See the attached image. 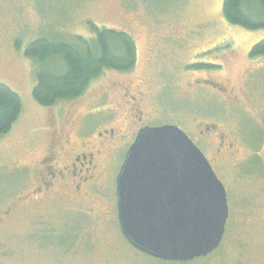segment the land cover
<instances>
[{
	"label": "rangeland",
	"instance_id": "obj_1",
	"mask_svg": "<svg viewBox=\"0 0 264 264\" xmlns=\"http://www.w3.org/2000/svg\"><path fill=\"white\" fill-rule=\"evenodd\" d=\"M223 2L0 0V83L22 101L18 121L0 139V264H264V56L249 55L264 29L228 24ZM88 23L131 35L134 69L106 71L80 98L40 106L32 95L36 67L25 48L42 37L89 39ZM114 82L131 85L149 119L180 127L209 158L229 206L224 240L213 255L165 262L123 237L115 191L127 146L100 140V179L89 200L74 201L61 185L57 172L69 154L97 147L100 132L128 123ZM191 84L196 93L186 95ZM197 122L214 125L230 149H204L196 140ZM50 153L53 160L41 165ZM47 172H55L54 185L37 197L39 174ZM70 229L71 242L65 235L57 242Z\"/></svg>",
	"mask_w": 264,
	"mask_h": 264
},
{
	"label": "water",
	"instance_id": "obj_2",
	"mask_svg": "<svg viewBox=\"0 0 264 264\" xmlns=\"http://www.w3.org/2000/svg\"><path fill=\"white\" fill-rule=\"evenodd\" d=\"M118 221L137 251L173 263L218 250L227 192L209 160L177 126L141 130L116 181Z\"/></svg>",
	"mask_w": 264,
	"mask_h": 264
},
{
	"label": "trees",
	"instance_id": "obj_3",
	"mask_svg": "<svg viewBox=\"0 0 264 264\" xmlns=\"http://www.w3.org/2000/svg\"><path fill=\"white\" fill-rule=\"evenodd\" d=\"M222 13L230 25L248 31L264 29V0H224ZM88 25L92 33L89 39L80 36L69 39H66L68 36L42 37L25 48V57L36 67L32 95L40 106L52 108L80 98L106 71L128 73L134 69L137 46L131 35L100 28L93 23ZM17 46L20 48V43ZM249 55L252 59L264 56V39L253 46ZM195 67L204 69L205 65ZM21 113L20 96L0 83V139L10 133Z\"/></svg>",
	"mask_w": 264,
	"mask_h": 264
},
{
	"label": "flooded vegetation",
	"instance_id": "obj_4",
	"mask_svg": "<svg viewBox=\"0 0 264 264\" xmlns=\"http://www.w3.org/2000/svg\"><path fill=\"white\" fill-rule=\"evenodd\" d=\"M227 53L226 52L223 53L222 56H224V58H227L226 57ZM204 82L209 83L208 81H204ZM198 83H200V81L195 82V84ZM189 87L190 88L186 89V91L188 92L185 91L186 95L188 93H191V89L194 91L197 90L194 84H191ZM115 88L119 89V94L121 96V101L119 104L123 106V113L125 114L124 121L128 120V123L127 124L121 123L115 129L113 128L104 129L102 132L98 134L99 143L97 147L91 148L89 150L88 148H86V150H81L69 154L68 162L63 166V169L61 171L57 172V174L61 177V182L64 184L63 185L61 183L63 188L74 194L73 195L74 201L89 200L91 193H94V191L97 190L95 189V187L97 186V182L95 180L100 179V177H98L100 175V172H98L99 164L96 157L100 155L102 150H104V147L102 145H99L101 139H103V141L105 143H108L109 145H118L119 148H123L127 146L128 147L127 152H128L130 147L134 144L141 130L147 127L155 128L165 125L176 126L174 124L154 123L152 119H149V117L146 114V109H144V102L142 100V95L140 93H135V90L132 88L131 85L123 86L122 84H118L117 82L116 83L114 82L111 85L112 92ZM195 93L196 91L194 92V94ZM106 94L108 95L107 92ZM194 128L197 137L196 140H198L200 144L202 143L204 145L203 146L201 144L204 147V149H206V147L207 149H213L216 146L215 148L216 153L219 154H221L222 149L224 147L226 148V150L230 149L229 145L226 147L224 138L220 135V133H215L216 127L214 125L203 122L201 123L197 122L194 124ZM189 138L191 139V137ZM193 143L195 144L194 141ZM53 157L54 156L52 155V153H50V156H47V159L44 160L41 163V165H45L48 160H53ZM207 159L209 160V158ZM55 178H56L55 172H47V173L39 174L38 181L40 187L38 188L37 197L44 196L45 195L44 191L46 190L50 191L51 188L50 184L54 185ZM115 195H116V191H115ZM116 201H117V195H116ZM66 225L71 227L69 222H67ZM72 234H73L72 229L65 230L60 235H58L56 240L58 242V239L61 236L65 235L69 238L68 241L71 242L70 239L72 237Z\"/></svg>",
	"mask_w": 264,
	"mask_h": 264
}]
</instances>
